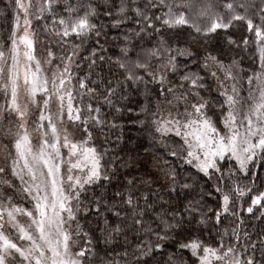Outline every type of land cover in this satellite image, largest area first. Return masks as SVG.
<instances>
[{
	"label": "snow or ice",
	"instance_id": "1",
	"mask_svg": "<svg viewBox=\"0 0 264 264\" xmlns=\"http://www.w3.org/2000/svg\"><path fill=\"white\" fill-rule=\"evenodd\" d=\"M6 12L0 264H264V228L249 232L240 219L264 222V0H9ZM241 22L258 54L248 69L228 54ZM184 33L226 44L174 47ZM131 94L145 100L138 122L153 141L176 145L168 157L215 177V207L166 159L136 175V157L96 146L97 130L131 112Z\"/></svg>",
	"mask_w": 264,
	"mask_h": 264
},
{
	"label": "trees",
	"instance_id": "2",
	"mask_svg": "<svg viewBox=\"0 0 264 264\" xmlns=\"http://www.w3.org/2000/svg\"><path fill=\"white\" fill-rule=\"evenodd\" d=\"M9 0H0V10H5L6 5L8 4ZM7 16V18H5ZM12 16L9 13H5V15H0V42L3 44L4 40L7 38L11 31V25H12ZM41 24H43V21H41ZM232 38L237 41L239 44V47H236L235 45L231 46L228 50V54L230 58L236 59L238 62H240V67L244 69H248L252 65V60L254 57V54H256L255 51V45L250 44L248 47H245L243 44V37L247 36V29L246 26L241 22L235 24L231 29ZM112 34H110L111 36ZM94 39V38H93ZM226 44V41L223 40L222 35L216 36L212 35L208 37L207 42L204 40L197 38L193 40L187 33H184L181 37V42L179 45H173L174 47H181V48H190V50H210L215 53L217 49H220L223 47V45ZM91 47V45L89 46ZM106 48H108V55H111L115 48L112 45H105ZM84 55H87V52L83 53ZM257 55V54H256ZM258 56V55H257ZM184 57H180V64L179 66L181 68L184 67ZM258 62V59H257ZM188 65L191 66L192 71H198V66L195 64L193 60L187 61ZM86 70V65H84ZM80 75H84V72H81ZM213 87H215L213 85ZM212 95H215V93H212ZM205 96L207 97L208 94L205 93ZM2 99V95L0 93V100ZM139 105H143L145 103V100L143 99L142 95H136L131 94V102L129 103V107L131 108V112H129L127 109L124 110L123 114H121L120 118L115 121V123L118 125L115 129H109L105 128L103 131L97 130L94 133L95 136V144L97 147L100 148L101 151H104L107 149V151L110 154H113L116 157H124L125 159H128L129 157H136L138 160V163L134 165V174L140 175L143 172L151 171L153 173L157 172V168L155 167L156 164V158L160 157L161 163L166 159L167 162L177 169L181 170L184 175L191 174L194 180H198L199 184L197 186V192H200L201 190L204 191L206 197H207V203L209 207H215V201L211 196H208L207 193L211 190V187L215 185V177H213L211 180H208V178L203 177L202 174H197L196 169L193 168L191 165L183 163L182 160L168 157L166 155V146L167 147H175L176 145L172 141H167L165 143H160L158 141L154 142L152 139V136L150 135V130L148 128L143 127L138 120H142L144 117L142 115H139L141 108ZM105 111H108L107 108H105ZM211 114V113H210ZM111 117H108L109 122H111ZM105 137H107V141L105 140ZM224 164L225 168L229 167V163L227 161L222 162ZM255 167V166H254ZM260 174L261 178L264 179V169H257ZM251 177L249 176L248 180H241L240 182L242 184H246L250 182ZM205 184L208 185L207 188H202ZM106 186V182H105ZM153 187H156L153 185ZM93 191L96 192H102L103 187H97L95 189L89 188L86 195H88L90 198L92 197ZM250 203V199L248 200ZM248 203L243 204V208H247ZM239 208V204H238ZM93 221L95 220L94 217H92ZM240 219L244 220V224L242 227L249 232H257L260 229L264 228V222H261L260 220L254 219L251 217L248 213L244 212L243 215L240 217ZM231 223L230 220H226L223 225H221V228L229 225ZM95 225L93 224V227ZM98 234V232H97ZM253 239H255V236H253ZM95 243V241H93ZM119 243H123V238L119 241ZM80 247H84L83 244H80ZM176 248V245L172 242H166V251L172 252ZM79 249V248H78ZM116 252H123L122 247H117ZM109 255H112L111 250H109Z\"/></svg>",
	"mask_w": 264,
	"mask_h": 264
},
{
	"label": "rangeland",
	"instance_id": "3",
	"mask_svg": "<svg viewBox=\"0 0 264 264\" xmlns=\"http://www.w3.org/2000/svg\"><path fill=\"white\" fill-rule=\"evenodd\" d=\"M21 24H22V21H21ZM0 45H2L1 42H0ZM5 50H6V49H5ZM42 54H43V49L40 48V47L38 46V50H37V58H40ZM59 55H60V53H59V51H57V56H59ZM257 55H258V54H257ZM9 63H11L10 59H9ZM57 63H59L58 60H57ZM21 64H23V57H21ZM257 64H258V62H257ZM45 67L47 68L48 66L45 65ZM55 67H56V65L53 64V65H52V68L54 69ZM46 74H49V75H50V73H46ZM21 83H23L22 80H21ZM0 93H1V95H2V99L0 100V104H2V103H3V93H2V91H0ZM37 115H38V113H37ZM5 123H7V122L5 121ZM37 142H38V141H37L36 139L33 140V143H34V144H36ZM2 148H3V144L0 143V149H2ZM64 155H65V157H66V155H67L66 152L64 153ZM64 171L66 172L67 169L65 168ZM29 207H30V205H29ZM25 222H26L25 219H22V220H21V223H25ZM76 250L79 251L78 248H77Z\"/></svg>",
	"mask_w": 264,
	"mask_h": 264
}]
</instances>
